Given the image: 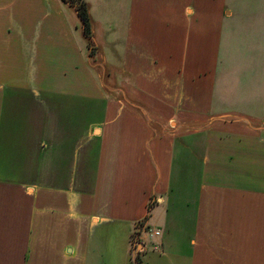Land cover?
Returning <instances> with one entry per match:
<instances>
[{
    "label": "crops",
    "instance_id": "crops-1",
    "mask_svg": "<svg viewBox=\"0 0 264 264\" xmlns=\"http://www.w3.org/2000/svg\"><path fill=\"white\" fill-rule=\"evenodd\" d=\"M85 2L134 100L108 96L72 8L0 0V264H131L142 221L162 232L141 264H264V127L210 129L264 126V78L240 87L264 57V0Z\"/></svg>",
    "mask_w": 264,
    "mask_h": 264
},
{
    "label": "rangeland",
    "instance_id": "rangeland-1",
    "mask_svg": "<svg viewBox=\"0 0 264 264\" xmlns=\"http://www.w3.org/2000/svg\"><path fill=\"white\" fill-rule=\"evenodd\" d=\"M247 12V11H246ZM259 12V7H258V3L256 2H251L250 3V9L248 10L247 13H252V14H258ZM117 14V11H107L108 15H114ZM235 16L234 17H238L240 14V16L242 15L241 10H235L234 11ZM73 19V18H72ZM74 20V19H73ZM84 36V35H83ZM85 38V37H84ZM86 39V38H85ZM87 41V39H86ZM88 42V41H87ZM90 63H91V67L95 70L97 76L99 77V79L101 80L102 86L105 89V91L107 92L108 96L110 98L112 97H123V98H127V99H131L134 100L135 98H137V91L135 89V84H133L135 77L129 73H120L118 70H116L114 68V65L116 66V61H114V59L110 58V59H106L101 57L98 54V47L95 45L94 41L92 42V45H90ZM107 53L110 54V45H108L107 42ZM221 53V58H223L225 51H220ZM232 58H235V56H233ZM257 58H263L264 57H254L250 60L255 59V64L256 67L253 68L250 71H247L245 73H242V79L241 80V84L240 87H242L243 89L241 90V93L244 92L246 93L247 97L249 96V93L251 91H253V89H250L248 87L253 83L254 80H262L264 78V60H262V62H258ZM240 60H242L244 62V60L242 58H239ZM157 62V61H156ZM249 62V61H248ZM244 64H246L244 62ZM238 75V74H237ZM236 75V76H237ZM262 81L259 82V84L262 83ZM116 83H120L123 86V89H116L114 88ZM158 83V82H157ZM238 83V82H237ZM240 83V81H239ZM103 107L97 105V104H90V113L88 114V117L86 116L87 120L89 121H99L102 119V117L104 116V110L102 109ZM233 112L237 113V114H241L244 111H241V109L243 107H231ZM253 109V107H251ZM251 108H249L248 110L250 112ZM254 110V109H253ZM231 112V111H228ZM209 114L208 116L211 118L213 116H215L216 114H218L217 111H208ZM246 114V113H244ZM240 117H244V118H240ZM214 120V119H213ZM208 127H206L207 129L210 126V123H207ZM263 128V124L261 122L258 121H252L251 117H246L244 115H238L236 117H233L232 119H228L226 121L223 120H215L211 122V127L210 129L215 130H224V131H228V132H232V131H245V130H252V129H260ZM160 232H162L159 229ZM160 250V249H159ZM158 250V251H159Z\"/></svg>",
    "mask_w": 264,
    "mask_h": 264
},
{
    "label": "built area",
    "instance_id": "built-area-1",
    "mask_svg": "<svg viewBox=\"0 0 264 264\" xmlns=\"http://www.w3.org/2000/svg\"><path fill=\"white\" fill-rule=\"evenodd\" d=\"M160 235L161 232L149 226L146 221L138 223L130 237L131 264H141V257L149 250L158 251L159 246L150 245L146 236L159 237Z\"/></svg>",
    "mask_w": 264,
    "mask_h": 264
},
{
    "label": "trees",
    "instance_id": "trees-1",
    "mask_svg": "<svg viewBox=\"0 0 264 264\" xmlns=\"http://www.w3.org/2000/svg\"><path fill=\"white\" fill-rule=\"evenodd\" d=\"M70 8H72L80 19L83 35L88 41V45H92L93 33L91 26V18L89 14V7L85 0H60ZM91 48V47H90ZM152 208V206H151Z\"/></svg>",
    "mask_w": 264,
    "mask_h": 264
}]
</instances>
